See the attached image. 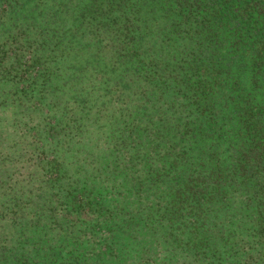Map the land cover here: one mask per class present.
<instances>
[{
	"label": "trees",
	"instance_id": "trees-1",
	"mask_svg": "<svg viewBox=\"0 0 264 264\" xmlns=\"http://www.w3.org/2000/svg\"><path fill=\"white\" fill-rule=\"evenodd\" d=\"M0 264H264V0H0Z\"/></svg>",
	"mask_w": 264,
	"mask_h": 264
}]
</instances>
